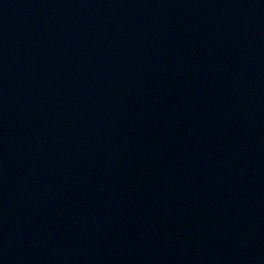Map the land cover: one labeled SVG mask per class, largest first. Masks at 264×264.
<instances>
[{"label": "water", "instance_id": "obj_1", "mask_svg": "<svg viewBox=\"0 0 264 264\" xmlns=\"http://www.w3.org/2000/svg\"><path fill=\"white\" fill-rule=\"evenodd\" d=\"M0 264H264V0H0Z\"/></svg>", "mask_w": 264, "mask_h": 264}]
</instances>
